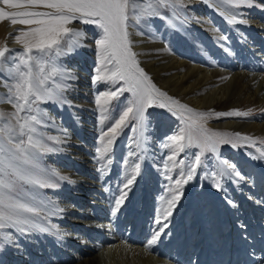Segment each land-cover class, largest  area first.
Here are the masks:
<instances>
[{"label": "snow or ice", "instance_id": "obj_1", "mask_svg": "<svg viewBox=\"0 0 264 264\" xmlns=\"http://www.w3.org/2000/svg\"><path fill=\"white\" fill-rule=\"evenodd\" d=\"M8 8L19 9L9 13L0 8V21L9 20L12 25L27 26L18 30L13 37L22 46V51L10 49L7 45L0 46V86L7 91L0 95V103H8L14 109L10 113L0 111V249L5 245H15V236L8 229L14 230L19 236L46 234L57 242H62L67 233L50 221V217L65 211L52 201H45L40 194L32 189L56 188L59 182L74 184L69 176L61 175L55 170L41 166V156L46 153L60 151L52 145H62L68 140L67 130L60 129V135H47L43 129L54 124L47 109L42 104L53 103L72 107V102L65 93L71 86L66 81L75 80L76 76L61 63V58L85 47V32L69 27L74 22L95 25L100 30L95 40L99 67L93 83L109 81L113 85L123 86L113 91L97 95L96 104L101 111L113 99L127 92L131 99L120 114L109 125L100 140L103 149H97L99 159H103L120 130L129 121H134L139 129H143L146 110L152 106L167 109L177 116L184 124L179 134L168 137L162 147L170 149L172 155L168 160L176 163L177 155L185 147L197 146L203 151L216 153L219 145L231 144L233 148L241 141L254 145V138L240 133L211 131L205 126L210 116L217 117H248V111L231 110L227 112H201L181 103L178 99L162 91L140 66L138 53L131 39L132 28L152 17L167 22L174 30L181 28L190 21L185 13V0H0ZM208 3L209 0H204ZM227 5L220 14L229 24H246V19H238L239 13L229 9L251 8L257 6V0H214L210 6ZM43 8L47 11L35 9ZM221 40L227 38L223 35ZM228 79V77H224ZM15 121V123H13ZM103 122V121H102ZM134 130H136L134 128ZM142 135V132H141ZM105 137L107 140L105 142ZM51 142V143H49ZM260 143L264 144V141ZM137 148L141 144L137 143ZM143 151V149H141ZM260 155L255 159H264V149H257ZM142 159V157H138ZM111 161L108 160L107 163ZM127 164V162H126ZM183 165L184 161L180 160ZM201 164L200 156L188 166L187 173L181 172V178L175 179L177 186L167 200V208L163 212V220L167 221L173 214V208L181 199L180 187L193 179L196 166ZM217 173L213 174L214 186L222 190L220 178L236 177L243 181L244 177L233 163L222 160ZM165 166V178L173 180ZM141 174V164L134 163L125 173V180L112 200V215L120 210L125 203L131 186ZM28 186V187H26ZM228 203L234 202L229 200ZM157 223L161 218L157 217ZM168 224L154 233L148 242L149 247L160 238V233ZM241 227H246L241 225Z\"/></svg>", "mask_w": 264, "mask_h": 264}, {"label": "bare ground", "instance_id": "obj_2", "mask_svg": "<svg viewBox=\"0 0 264 264\" xmlns=\"http://www.w3.org/2000/svg\"><path fill=\"white\" fill-rule=\"evenodd\" d=\"M197 1L185 0V3L194 4ZM5 6L1 4L0 8L9 13L19 11V9L7 6L4 8ZM205 6L202 9V6L199 7L200 12L197 17H203L201 25L204 26L208 37L219 43L223 53L229 55V57H225L224 62L215 59V62L218 61L216 68L202 67L194 61L188 60L186 64L183 61L185 56L169 53L165 50L167 47L161 45V42L153 37V34L150 35L152 31H156L155 24L151 25L150 23L151 26H147L145 35H142V27H145L142 24L130 30L133 33L131 36L134 42L133 50L138 53L137 58L140 61V66L145 72H148L150 77L154 76L157 82L166 87L169 96L176 95L200 108L203 112L214 113L223 108L241 111L249 105L252 108L259 106L260 110H263L262 113L256 114L252 118L230 117L224 126L249 137L262 133L264 132V123L261 120L264 114V15L257 14L248 21V17L253 16V13L246 11V20L248 21L246 31L249 32V35L243 39L244 44L241 49L236 50V42L232 39L228 38L227 44L216 39L219 36L223 18L214 6ZM35 10L47 11L43 8ZM204 12H207L205 15L207 17H204ZM141 22L145 23V21ZM16 25L17 28L9 20L0 21V46L7 45L10 49L22 51V46L15 42L12 35H16L18 29H26L27 26ZM72 26L73 24L69 25V27ZM83 26L90 28L85 24ZM75 28L80 29L79 26H75ZM235 28L239 34L244 33L243 27L235 25ZM189 32L190 29L186 25L178 31L180 37H188ZM146 37H151L152 40L143 42L142 38ZM189 42H193L191 38ZM208 43L207 36L204 37V40L197 41V44L203 46ZM152 44L153 48H149ZM93 47L96 53L97 67H99L96 45ZM160 50H163L164 55L156 59L158 60L157 64L153 66L149 64L150 62L144 61V57L160 54ZM165 58L167 61L161 62ZM91 62L89 60L87 65L90 66ZM76 68L78 69V66ZM83 71L88 73L86 67L83 68ZM160 71L164 72L163 76H160ZM90 74L94 78L97 73L95 70H90ZM177 77L178 79H176ZM224 77H228V79H224ZM0 78L4 77L0 76ZM89 83V85L83 86L98 88L99 82L94 84L93 81H90ZM6 91L3 86H0V95L5 94ZM81 97L86 101L90 95L83 94ZM68 98L71 97L68 95ZM46 105L42 104L44 108ZM0 111L10 113L14 109L5 102L0 103ZM55 132L54 136L61 134L58 129ZM71 132L67 133L68 139H72ZM92 135L89 134L88 138H91ZM77 151L79 156L86 157V161L82 162L84 166L70 165L68 169L70 172L66 170L63 173H69L76 179L77 185L73 187V192L84 194L86 198H81L80 195H76L74 198L67 195L59 197L52 189L49 190L53 198L60 200L57 202L59 206L65 209L61 216L66 219V223L62 222L63 224L58 226L67 235L62 242L44 239L45 249L36 246L38 257L34 260L35 264H39L38 258L41 260V264H264V175L258 168L254 167L253 170L248 168L244 174L248 180L246 182L250 183L244 190L247 192L246 198L251 196L252 204L259 206L257 211L252 210L248 200H243V197L236 194L232 187L224 186L222 188L223 195L220 196L213 195L210 192V186L203 183L197 198H189L186 206L176 205L172 210V216L164 221L163 212L167 208V200L170 199L164 193H161L158 197L159 200L157 199L158 201L153 203L148 200L146 194L138 193L135 198L130 200L129 204H123L116 215H112L111 202L118 189L113 187L112 183H108L110 180L101 179L102 181H100L98 178L102 175H97L98 173L90 169L89 152L85 153L82 148H77ZM50 154H46L47 157ZM57 160L59 159L53 156L49 162L63 167L65 170L68 164L66 166L58 163ZM83 160L85 159L83 158ZM77 175L83 179L79 180L76 178ZM97 182H101L102 186H105V194L96 189L101 188L95 184ZM122 185L120 184V187ZM162 189L158 186L156 192H161ZM229 200L234 202V206L228 203ZM243 210L245 211L243 212ZM158 216L161 218L159 224L157 223ZM163 223H167L168 227L161 231L160 238L149 247L148 242L154 233L162 228ZM240 225L246 226L242 232L237 228ZM6 231L15 236V245L18 246L20 236L14 230ZM98 231L102 233V238ZM140 239L141 241H139ZM207 242L212 243V248L205 245ZM195 251L196 256L188 258V254ZM13 252L19 253L16 250ZM40 254H44L45 257H39Z\"/></svg>", "mask_w": 264, "mask_h": 264}, {"label": "rangeland", "instance_id": "obj_3", "mask_svg": "<svg viewBox=\"0 0 264 264\" xmlns=\"http://www.w3.org/2000/svg\"><path fill=\"white\" fill-rule=\"evenodd\" d=\"M213 1L214 0H209L208 3H205L204 0H198L194 4L189 2L185 3L184 11L191 18L190 21L186 24V26L190 29L188 37H180L177 30L169 27L165 20L158 17H152L147 20H142L145 21V23H140L145 26L142 27V35L146 34L147 26L150 27L152 24H155L156 31H152L150 35L153 34V37L161 42V45L167 47L165 49L166 51H168L169 53H175L177 55L185 56L186 58L183 61L186 64L188 60L194 61L197 65H201L202 67L210 66L216 68L218 66V61L220 60L224 62L225 57H229V55H225L219 43L212 41L211 37H208L207 32L204 30V26L201 25L203 24V17H197L198 13L200 12L199 7L202 6L201 9L203 7L205 8V5L209 6L213 3ZM1 4L3 5L2 2H0V6ZM216 6L214 7L217 9L218 14L223 18L219 36L223 35L227 38L226 40H221L218 36V38L216 39L226 44L228 38L232 39L236 42L235 49L240 50L241 46L244 44L243 39H246L249 35V32L246 31V24H229L225 17L220 14L222 11H225L228 6L219 4ZM4 8L7 7L5 6ZM207 9L210 8L207 7ZM229 11L239 13V15L237 16L238 19H246V11H249L250 13H253V16L250 15L248 17V21H250L257 14L264 15V0H257V6L255 7L229 9ZM203 15L204 17H207L205 16L207 15V12H204ZM87 25L90 28H84L83 23L81 24L77 21L74 22L72 26H79V28L85 32V42L83 43L86 46L77 49L76 52L68 55L67 57L61 58L63 67L73 72V75L76 76L75 80L66 81V83L71 86L68 88L65 95H67L68 93L69 97L71 98H68V95L67 98L70 101H75L74 103L72 102L73 106L69 107L67 105H56L53 103H47V105L43 104L46 105L45 109L48 110L50 115L54 116H51L52 118H54V124L47 129H43V131L47 135L54 136L56 135L55 131L57 129H65L67 130V133L72 131V139H68L66 143L62 145H52L54 147L60 148L61 150L51 153L48 157L46 154L49 153L43 154L40 161L42 162L41 166L45 169L55 170L61 175L69 176L70 179L75 181V183L68 184L66 182H59V186L54 189L35 188L32 189V191H37L40 194V197L45 201H52L58 205L59 203L57 202H59L60 200L57 198H53V195L49 193V190L52 189L56 194H58L59 197H61L62 195H67L71 198H74L76 195H80L81 198H86L84 194H77L73 192V187L77 185L76 179L74 177H71L69 173H63L69 169L70 165H79L81 167L84 166L82 162L86 161V157L79 156L77 151V148H82L85 153L89 152L90 154V159L88 158V164L91 166L90 169L98 173L97 175H102V177L100 176L98 179L100 181H102L103 179L110 180L108 181V183H112L113 187H116L117 189L121 188L120 184H123L125 180V173L130 170L131 166L134 163H140L141 174L137 177V180L131 186V190L129 191L124 205L126 203L129 204L130 200H132L133 197L135 198L138 193H140V195H142V193L146 194L148 200H151L153 203L159 200L158 197L161 193H164L165 195H167V197L171 198L173 189L177 187L174 184L175 179L181 178V172L186 174L188 171V166L194 162L195 156L199 155L201 164L196 166V172L193 175V179L187 184H183L180 187L182 195L181 199L176 204L177 206H186V202H188L189 198H197L200 195L199 191L202 188L203 183L210 186V192L213 195H223V190H217L214 186L215 181L213 178V174L219 171V168L221 166L220 162L222 160H227L234 164L236 169L241 173V176L244 177V180L239 181V179L236 177L220 178L218 175L216 176V179H219L222 188H224V186H227L229 188L232 187L236 194H239L243 197V200H248L247 202L252 210L257 211L259 209V206L252 204L253 201L250 198L251 196L249 195V197L246 198L247 192L244 190L246 189L247 184L249 185L250 183L246 182L248 180H246V175L244 174L246 169L250 168L251 170H253L254 167H256L264 175V159L254 158L259 157L260 155L259 151H257L258 148L264 149V144L260 143L261 141H264V132L254 134V136H252V138H254V140L256 141L254 145H249L243 141L240 142V144L243 146L238 145L235 148H233L231 144H222L219 145V152L216 153H212L206 150L201 152V149L197 146L185 147L183 152L178 153L176 163L173 164L172 161L168 160V156L172 155V151L170 149L162 147V145L168 142V137L174 134H179L180 130L184 127V124L181 119H179L177 116H173L172 113L167 109H161L157 106H152L146 110V120L144 128L139 129L136 126L135 122L130 120L128 125L120 130L113 144L108 146L109 150L104 155V158L102 160L99 159L100 153L97 152V149H103L104 147V143L101 142L100 137L104 132L107 131L109 125L128 104L131 96L127 92L119 95L118 98L113 99L108 105L103 106L107 108L108 111L102 113L101 106L97 105L95 102L97 95L113 91L114 88L123 86L122 83L113 85L109 81H98L99 84L98 88L96 89H94V86H83L86 84L89 85V82L93 81V76L90 74V70L94 71L97 68V62L95 60L96 53L93 50V46L95 45L96 37L98 38L100 35V30L95 25ZM235 25L243 27L244 33L239 34L237 28H235ZM15 27L17 28V25H15ZM205 36H207V40H209L210 44L208 43L206 46L197 44V41L204 40ZM190 38L193 42H189ZM142 40L143 42H150L149 40H152V38L146 37L142 38ZM153 46L154 45L152 44L149 48H153ZM86 51L87 53H85ZM159 52L160 54H152L150 56L144 57V61H147L148 63L150 62L149 64L154 66L158 62V60L156 59L164 55L163 50H160ZM215 59L218 61L215 62ZM89 60L92 61L90 63V66L87 65V62ZM63 61H65L66 63H64ZM166 61L167 58L161 60V62ZM74 66H78V69ZM85 67L87 68L88 73H85L83 71V68ZM202 70L205 69L202 68ZM160 72V76H163L164 72ZM146 73L148 74V72ZM151 77L150 78L152 82L155 83L157 87H159L162 91L167 92L166 87L162 83L157 82L154 79V76ZM178 77L176 79H178ZM199 78H202L201 75ZM83 94L90 95L89 99L85 101V99L81 97V95ZM170 96L178 99L181 103L188 105L196 111L203 112V110H201L200 108L193 106L188 101H184L176 95ZM8 105L11 106L10 104ZM41 107L43 106L41 105ZM249 109H251V116L249 115L248 118H252L254 115L262 113L263 111L260 110L259 106H257V108H252L251 105H249L247 108L245 107L241 111H248ZM231 110L232 109L223 108L217 110L216 112H227ZM228 119H230V117H217L213 115L207 118V120L205 121V126L211 131L227 132L232 134L237 133L233 129H228L224 126L226 120ZM261 120L264 123V114L261 117ZM13 123H15V121H13ZM134 128L136 130H134ZM89 134H93L91 138H88ZM106 140L107 137H105V142ZM137 143L141 144V148H137ZM141 149H143V151ZM53 156L59 159L57 160L58 163L60 162L62 164H65L66 166L68 164L65 170H63V167L56 166L49 162V160H51ZM138 157H142V159H139ZM83 158L85 160H83ZM108 160H110L111 162L107 163ZM180 160L184 161L183 165L179 164ZM165 166L170 169V171L167 172V175H171L173 177L172 181H169L165 178ZM76 178H78L79 180L83 179L78 175L76 176ZM95 184L101 187L99 188L98 186H96L98 187L96 188L97 190L99 189L100 191H103V194L106 193L105 186H102L101 182H97ZM158 186L163 188L162 190L164 192H156V188H158ZM244 211L245 210H243V212ZM65 220L66 219L61 216V213L50 217L51 223L57 226L66 223ZM99 227L101 226L99 225ZM237 228L242 232L246 227H243V229L240 225V227L237 226ZM98 234L100 237L102 236V233L99 231ZM44 239L52 241L54 238L46 234L20 236L18 246L5 245L2 249H0V264H35L34 260L38 257L36 246H41L45 249V245L43 244L45 243ZM139 241H141V239ZM240 242L241 240L239 241V243ZM205 245L209 248H212V243L210 242H207ZM57 247L59 248L60 246ZM11 248L18 251L19 253L16 254ZM40 256L45 257L44 254H40L39 257ZM195 256L196 251L194 253L188 254V258H194ZM37 261L39 264H41V260L39 258L37 259Z\"/></svg>", "mask_w": 264, "mask_h": 264}]
</instances>
